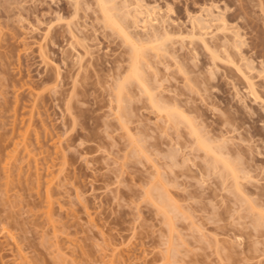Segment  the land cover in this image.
Segmentation results:
<instances>
[{
	"label": "rangeland",
	"instance_id": "obj_1",
	"mask_svg": "<svg viewBox=\"0 0 264 264\" xmlns=\"http://www.w3.org/2000/svg\"><path fill=\"white\" fill-rule=\"evenodd\" d=\"M75 1L0 0V264H264V105L191 36L212 12L200 31L213 47L235 40V62L254 65L262 91L263 0H142L147 13L124 24L149 44L140 64L155 96L136 79L119 95L132 44L105 27L95 0ZM188 120L242 158H230L244 169L240 188L212 167Z\"/></svg>",
	"mask_w": 264,
	"mask_h": 264
},
{
	"label": "bare ground",
	"instance_id": "obj_2",
	"mask_svg": "<svg viewBox=\"0 0 264 264\" xmlns=\"http://www.w3.org/2000/svg\"><path fill=\"white\" fill-rule=\"evenodd\" d=\"M77 1V0H76ZM75 1V2H76ZM88 2H90L89 0H87ZM92 1V0H91ZM141 1L142 0H134V1H132V0H124L123 1V4H122V6L121 7H119L118 6V4H117V6H116V3H114V1H112V0H95V2H96V5H97V7H95V8H98V10L101 12V14H102V18H103V21H104V25H105V27H108V28H110L112 31H114L115 33H117L118 35H120V36H122L123 38H124V40H126L127 42H129L130 44H132L131 45V47H132V55L131 54H129L130 55V57L131 58H129V59H131L132 60V62H131V67H130V71H127V72H129V74H128V76H126L125 77V79L124 78H122L123 79V81L117 86L118 87V91H119V95L120 94H122V91L124 90L125 91V85H124V83L125 84H128L130 81L129 80H132V79H136V81H138L139 82V86L141 85H143V90L145 91V92H149L150 93V90L151 89H149L148 88V86L146 85V82H147V80L145 81L144 79L145 78H143L144 76L143 75H145V71H143L142 72V67H141V64H140V61L141 60H143V61H145L144 59H142V56L146 53L145 52V50H147V49H145L144 51H143V49L146 47V45H149V44H145V47L142 45V47H144V48H141L140 46L141 45H139V46H137L138 44H141V43H137L136 44V40L134 41V36H133V34L128 30V28H127V26H125V24H124V22H125V20H129V19H127V18H130L129 17V15H135V14H142V13H147V11L148 10H144V8H146V7H144V5L143 4H141ZM94 2V3H95ZM148 2V1H147ZM263 2V4H264V0L263 1H261V3ZM79 3V2H78ZM84 3V2H83ZM76 4H77V2H76ZM75 4V7L77 6ZM86 4H87V2H86ZM90 4V3H89ZM89 4H87V5H85V6H89ZM120 4V3H119ZM134 4V5H133ZM145 4V3H144ZM260 4V3H259ZM262 4V5H263ZM143 5V6H142ZM214 5V4H213ZM261 5V4H260ZM94 6V5H93ZM215 6H217V5H215ZM264 6V5H263ZM144 7V8H143ZM208 7V6H207ZM211 7V6H210ZM226 7V6H225ZM91 8V7H90ZM261 8V7H260ZM263 8V7H262ZM87 9H89V8H87ZM149 9H150V7H149ZM208 9L209 10H211L210 8H207L206 10L208 11ZM116 10H119V11H116ZM132 10H133V14H132ZM218 10H220V9H218ZM264 10V9H263ZM77 9H76V11H75V13L74 14H77ZM146 11V12H145ZM201 11V10H200ZM256 11V10H255ZM152 12V11H151ZM210 11H208V14H210L209 16L210 17H204V16H197L196 17V21H193V22H195L194 24H193V29H194V31H193V33L191 34V36H197L196 38L197 39H199V41L201 42V44L203 45V47L209 52V55H210V59H211V61H212V64L215 66V67H217L218 66V64H219V62H222V63H224V64H226L227 66H235L234 68H236L235 69V71L237 70V75L239 74L240 76V78L239 77H237V79L236 80H238V78L240 79L239 81H243V83L244 84H242L241 82H239V84H242V85H245V87H246V89H247V91H248V93L250 94V95H248V96H251V98L253 99L254 98V100H259V101H261L262 102V104L264 105V95H263V92H264V90H262V91H260L257 87V81L255 82L254 81V78H255V75H253V72H252V70L255 68L254 67V65H252V63L250 62V63H244L243 65L242 64H240V62H241V60H240V62L237 64L236 62H235V59H234V57H233V52H235L236 50L237 51H239V47H241L240 45H238L237 44V42H235V40H234V43L232 44V46L231 47H229L228 45H226V44H224V45H217L216 43H215V45H214V47L209 43V41L207 40V38L205 37V33L204 32H202V31H200V30H202V29H204V28H206L205 27V25H206V23L208 24V22L209 23H211L212 21H215V19L213 18V19H211L212 18V16H214L215 17V15L212 13V12H210ZM59 13V12H58ZM56 14H57V11H56ZM150 13L148 12V14H147V19H149V21L150 22H153V21H151V20H153V19H151V17H149L150 15H149ZM198 14V13H197ZM207 14V15H208ZM218 14H220V13H218ZM224 14V13H223ZM57 15H59V14H57ZM61 15H62V13H61ZM87 15V14H86ZM89 15V14H88ZM166 15V14H165ZM212 15V16H211ZM63 16V15H62ZM141 17H142V15H140ZM194 16H196V15H194ZM97 17V16H96ZM132 17H135V16H132ZM217 17H219V16H217ZM70 19H71V17H69ZM87 18V17H86ZM145 18V17H144ZM153 18V17H152ZM168 18V17H167ZM209 18V19H208ZM216 18V17H215ZM61 19V17L59 16V20ZM65 19V18H64ZM136 19V18H135ZM151 19V20H150ZM160 19V18H159ZM223 20L221 21V24H219V25H217V29L219 30V28H220V30L221 29H227L228 28V26H227V22H226V20H224V18H222ZM68 20V19H67ZM72 20V19H71ZM88 20V19H87ZM133 20V19H132ZM144 20V19H143ZM158 20V19H157ZM219 20H221V18H219ZM95 21H96V19H95ZM137 21V20H136ZM190 21H191V19H190ZM71 22V21H70ZM126 22H128V21H126ZM134 22V21H133ZM139 22H142V21H139ZM139 22H137L136 24H138ZM144 22V21H143ZM149 22V23H150ZM156 22V21H155ZM59 23V22H58ZM61 23H62V21H61ZM65 23V22H64ZM76 23V22H75ZM99 23V22H98ZM147 23H148V21H147ZM154 23V22H153ZM131 24V23H130ZM154 24H156V23H154ZM159 24V23H158ZM215 24V23H214ZM216 24H218V23H216ZM229 24V23H228ZM58 25H60V24H58ZM57 25V26H58ZM72 25V24H71ZM87 25H89V24H87ZM91 25V24H90ZM126 25H128V24H126ZM135 25V24H134ZM151 25V24H150ZM153 25V24H152ZM53 26V25H52ZM149 26V25H148ZM67 27H68V30L70 31V33H72L73 34V29L70 27V23H68L67 24ZM67 27H66V29H67ZM85 27V26H84ZM133 27V26H132ZM140 27V26H139ZM152 27H154V26H152ZM156 27V26H155ZM215 27V26H214ZM129 28L131 29V27L129 26ZM138 28V27H137ZM158 28V27H157ZM160 28V27H159ZM213 28V27H212ZM51 29V25L50 26H48L47 27V32L49 33V30ZM65 29V28H64ZM63 29V30H64ZM76 29V28H75ZM83 29H85V28H83ZM136 29V28H135ZM140 29V28H139ZM145 29V31L146 30H148L146 27L144 28ZM156 29V28H155ZM197 29V30H196ZM54 30V29H53ZM81 30V29H80ZM79 30V31H80ZM153 30V29H152ZM195 30H196V32H198V33H196L195 32ZM205 30H207V29H205ZM209 30V29H208ZM222 30V31H223ZM231 30V29H230ZM52 31V30H51ZM67 31V30H66ZM68 31V32H69ZM90 31V30H89ZM136 31H138V30H136ZM156 31H159V29L158 30H156ZM190 31V30H189ZM210 31V30H209ZM227 31V30H226ZM81 32H82V30H81ZM80 32V33H81ZM84 32V31H83ZM160 32V31H159ZM159 32H157V33H159ZM186 32V31H185ZM192 32V31H191ZM216 32V31H215ZM218 32H221V31H218ZM225 32V31H224ZM231 32V31H230ZM60 33V30L57 32V34H59ZM69 33V34H70ZM134 33V32H133ZM174 33H175V31H174ZM178 34V33H177ZM188 34V33H187ZM209 34H213V33H209ZM227 35H228V33H226ZM238 34H240V33H238ZM238 34H236V36H238L239 37V35ZM45 35H46V33H45ZM67 35V34H66ZM81 35V34H80ZM106 35V34H105ZM156 35V34H155ZM162 35V34H161ZM169 35V33L167 32V34H166V37H168V39H170V36H168ZM49 36V35H48ZM56 36V35H55ZM74 36V35H73ZM119 36V37H120ZM179 36V35H178ZM185 36V35H184ZM222 36V35H221ZM53 37H54V35H53ZM77 37V36H76ZM145 37V36H144ZM147 37V36H146ZM149 37V36H148ZM157 38H154V39H152V40H154L155 41V43H156V40L155 39H157L158 40V36H156ZM44 38V37H43ZM42 38V39H43ZM47 38V37H46ZM49 38V37H48ZM75 38V37H74ZM84 38V37H83ZM176 38V37H175ZM180 38H182V37H180ZM180 38H178V39H180ZM223 38V37H222ZM89 39V38H88ZM92 39V38H91ZM140 39V38H139ZM151 39V38H150ZM177 39V40H178ZM223 39H226L227 41H229L230 40V38L229 37H225V38H223ZM223 39H221V40H223ZM236 39V38H235ZM239 39V38H238ZM46 40H48V39H46ZM69 40H72L71 38L69 39ZM68 40V41H69ZM93 40V39H92ZM143 40V39H142ZM141 40V41H142ZM151 40V43H152V45H154L153 43V41ZM160 40H162V39H159V43H157L156 45L157 46H159V45H163V43L164 42H166L165 40H167V38H164L163 39V42L161 41L160 42ZM183 40V39H182ZM193 40V39H192ZM84 41V40H83ZM86 41V40H85ZM90 41V40H89ZM148 41H150L149 39H148ZM148 41H145V43L146 42H148ZM180 41V40H179ZM190 41H191V39H190ZM198 41V42H199ZM218 40H216V42H217ZM70 42V41H69ZM68 42V43H69ZM73 42V41H72ZM72 42H70V45H73L74 46V44H71ZM112 42V41H111ZM127 42H125V43H127ZM195 42V41H194ZM78 44H79V42H77ZM86 43V42H85ZM84 43V44H85ZM92 43V42H91ZM161 43V44H160ZM167 43V42H166ZM191 43H192V41H191ZM214 43V42H213ZM227 43H229V42H227ZM242 43V42H241ZM240 43V44H241ZM124 44V43H123ZM142 44H144V43H142ZM151 45V44H150ZM155 45V46H156ZM183 45V44H182ZM68 46V45H67ZM72 46V47H73ZM155 46H153L154 48H155ZM166 46V45H165ZM219 46H220V49L222 50V51H219ZM43 46L41 45V48H42ZM45 47H46V45H45ZM77 47V46H76ZM191 47H192V45H191ZM47 48V47H46ZM81 48V47H80ZM91 48V47H90ZM149 48H151V47H149ZM161 48V47H160ZM160 48L158 49L157 48V50H160ZM163 48H165L164 47V45L162 46V49ZM42 49H44V48H42ZM156 49V48H155ZM169 49V48H168ZM167 49V50H168ZM179 49V48H178ZM48 50V49H47ZM163 50H166V49H163ZM43 51V50H42ZM46 51V50H45ZM72 51V50H71ZM80 51V50H79ZM90 51H92V50H90ZM174 51H176V50H174ZM236 51V52H237ZM241 51V50H240ZM88 51H86V53H87ZM149 52V51H148ZM170 52H172V51H170ZM178 52V51H177ZM194 52H195V50H194ZM235 52V53H236ZM77 53V52H76ZM86 53H85V55H86ZM128 53V52H127ZM155 53V52H154ZM153 53V54H154ZM160 53H161V51H160ZM166 53H169L168 51H166ZM180 53V52H179ZM91 54V53H90ZM156 54V53H155ZM162 55H163V53H161ZM170 55H172L173 54V52L172 53H169ZM169 54H166V55H169ZM178 54V53H177ZM192 54H195V53H192ZM191 54V55H192ZM78 55H83V54H79L78 53ZM157 55V54H156ZM176 55V54H175ZM175 55H173L174 57H175ZM178 55H180V54H178ZM48 56V55H47ZM46 56V57H47ZM153 56H155V55H153ZM195 56V55H194ZM198 56V55H197ZM237 56H239V53H238V55ZM44 57H45V53H44ZM76 57V56H75ZM85 57V56H84ZM144 57H145V55H144ZM152 57V56H151ZM157 57V56H156ZM164 56H162V58H163ZM181 58H182V56H180ZM48 58V57H47ZM80 58V57H79ZM83 58V57H82ZM81 58V60H83ZM120 58V57H119ZM157 58H159L160 59V57L158 56ZM243 57H241V59H242ZM70 59V58H69ZM78 59V58H77ZM122 59V58H121ZM169 59V58H168ZM178 58H176L175 60H177ZM246 59V58H245ZM249 59V58H248ZM166 60V59H165ZM164 60V61H165ZM130 61V60H129ZM146 61H148V59H146ZM182 61V60H181ZM262 61V60H261ZM74 62H76V61H74ZM118 62H120V61H118ZM158 62V61H157ZM160 63V62H159ZM175 63H177V62H175ZM178 63H180V62H178ZM185 63V62H184ZM209 63H211V62H209ZM77 64H79L78 62H77ZM76 64V65H77ZM158 64V63H157ZM181 64V63H180ZM180 64H178V65H180ZM183 64V63H182ZM195 64V63H194ZM263 64V63H262ZM186 65V64H185ZM260 65V64H259ZM116 66V65H115ZM121 66V65H120ZM150 67H152L151 65H149ZM157 66H159V65H157ZM193 66V65H192ZM192 66H190V67H192ZM214 66H212V67H214ZM230 66V67H231ZM60 67V66H59ZM143 67H145V66H143ZM181 67V66H180ZM186 67V66H185ZM224 67V66H223ZM145 68H147V67H145ZM165 68V67H164ZM168 68L170 69V67L168 66ZM178 68V67H177ZM186 68H188L187 70H190V68L189 67H186ZM263 68V67H262ZM55 69V68H54ZM156 69V68H155ZM168 69V71H170ZM195 70V69H194ZM219 70V69H218ZM55 71V70H54ZM60 71V70H59ZM58 71V72H59ZM81 71V70H80ZM157 71H158V69H157ZM258 71H264V69H259ZM79 72V71H78ZM119 72V71H118ZM172 72V71H171ZM183 72V71H182ZM188 72H190V71H188ZM257 72V71H256ZM62 73V72H61ZM60 73V74H61ZM144 73V74H143ZM148 73V72H147ZM155 73H159V72H155ZM174 73V72H173ZM124 74H127V73H124ZM175 74H177V73H175ZM182 74H184V73H182ZM193 74V73H192ZM264 75L263 73H259V78L262 76V75ZM79 75V74H78ZM168 75V74H167ZM203 75V74H202ZM235 75V74H234ZM150 76H151V73H150ZM160 76V75H159ZM186 75H184V77H185ZM60 77V76H59ZM76 77V76H75ZM149 77V76H148ZM155 77H156V75H155ZM166 77V76H165ZM187 77V76H186ZM188 77L190 78V76L188 75ZM225 77V76H224ZM264 77V76H263ZM78 78V77H77ZM158 77H156L155 79H157ZM177 78V77H176ZM196 78L197 77H195L194 78V80H196ZM236 78V77H235ZM55 79V78H54ZM264 79V78H263ZM149 80V79H148ZM166 80V79H165ZM186 80H188V79H186ZM78 81V80H77ZM76 81V82H77ZM158 81V80H157ZM232 81V80H231ZM262 81V80H261ZM113 82V81H112ZM170 82V81H169ZM188 82L190 83V81L188 80ZM237 82V81H236ZM194 83V82H193ZM193 83L192 84H189L188 86H191V85H193ZM233 83V87L235 86L236 88H237V86L236 85H238L237 83H234V82H232ZM153 84V83H152ZM162 84V83H161ZM262 85H263V87H264V83H262ZM156 86H157V84H156ZM174 86V85H173ZM74 87H75V85H74ZM192 87H194V86H192ZM205 87V86H204ZM203 87V88H204ZM127 88V87H126ZM142 88V87H141ZM158 89H159V86L157 87ZM174 88V87H173ZM186 88V87H185ZM205 88H207V87H205ZM236 88H235V90H236ZM239 88V87H238ZM260 88V87H259ZM157 89V90H158ZM196 89H197V87H196ZM211 89V88H210ZM261 89H263V88H261ZM122 90V91H121ZM156 89L154 90V92L156 93V91H157ZM170 90V89H169ZM152 91V90H151ZM192 91V90H191ZM116 92H117V90H116ZM121 92V93H120ZM128 92V91H127ZM140 92V91H139ZM172 92V91H171ZM171 92H169V93H171ZM194 92V91H193ZM196 93H197V91H195ZM238 92V91H237ZM177 93V92H176ZM175 93V94H176ZM198 93H200L199 91H198ZM141 94H142V92H141ZM148 94V93H147ZM151 94V93H150ZM237 94H239V92L237 93ZM119 95H117L118 97H119ZM123 95V94H122ZM120 96V99L122 100L123 98H121V97H123V96ZM149 95V94H148ZM154 96H155V94H153ZM152 94L150 95V96H153ZM127 96V95H126ZM141 96V95H140ZM207 96V95H206ZM253 96V97H252ZM244 97V96H243ZM246 97V96H245ZM127 98V97H126ZM129 98V97H128ZM171 98V97H170ZM237 98H239V97H237ZM132 99V98H131ZM157 99L158 98H155V100L154 101H157ZM242 99V98H241ZM244 99V98H243ZM160 100V99H159ZM128 101V100H127ZM173 101V100H172ZM246 101V100H245ZM258 101V103H260ZM159 102V101H158ZM174 102V101H173ZM121 103V102H120ZM161 104V103H160ZM159 103H157L156 102V105L159 107V108H161V109H163L162 108V106L163 105H160ZM162 104H164V103H162ZM243 104V103H242ZM261 104V103H260ZM122 105H124V104H122ZM133 105V104H132ZM176 105V104H175ZM263 105H261V106H263ZM120 105H118V107H119ZM153 106H155V105H153ZM152 106V107H153ZM171 107V106H170ZM169 107V108H170ZM122 108V107H121ZM154 108H156V107H154ZM178 108V107H177ZM176 108V109H177ZM264 108V107H263ZM118 110H121V109H118ZM160 110V109H159ZM180 110V109H179ZM123 111V110H122ZM132 112V111H131ZM130 112V113H131ZM182 112H184V111H182L181 110V112L180 113H182ZM120 113V112H119ZM175 113H176V116L179 118L180 117V119L179 120H181L182 119V114H177V112L176 111H170V112H168V114H169V116L168 117H170L168 120H172V119H174V118H177V117H175ZM120 115V114H119ZM161 115V114H160ZM159 115V116H160ZM166 115V114H165ZM224 115V114H223ZM122 116V115H121ZM121 116H119V117H121ZM162 116V115H161ZM185 116H186V112H185ZM124 117V116H123ZM130 118V117H129ZM162 118V117H161ZM177 118V119H178ZM121 119V118H120ZM164 119V118H163ZM177 119H174L173 121H175V120H177ZM244 119V118H243ZM167 120V119H166ZM183 120V119H182ZM227 120V119H226ZM123 121V120H122ZM240 122V121H239ZM122 123V122H121ZM164 123H166V122H164ZM177 123H179V122H177ZM228 123V122H227ZM123 124V123H122ZM188 126H190V128H191V133L193 134V136L195 135V137H196V142H197V144H198V146H199V148H201V149H203L204 151H205V153L206 154H211L212 155V159L210 160L211 162H212V167L214 168V169H218L219 171V174H222L224 177L225 176H230V177H232L233 178V181H234V186L237 188V187H241V185H243L240 181L241 180H239V179H242L243 177H241L240 176V172L242 171V172H244V169L243 170H239L238 169V167H236V165H235V162H232V160H230V158L231 159H233V160H236V159H238L239 157H237L236 158V156L235 157H233L232 155V157H230V158H228V155H230V153H231V151H229V149L226 151V149H224L223 147H224V145H222L221 146V144L220 143H218V145L216 146V145H213L214 143H212L211 142V140H212V138H211V140H210V138H208V136L207 135H201V133H200V130L197 128V125H195L196 126V128H195V126H193V121L191 120H188ZM237 124V123H236ZM124 125H127V124H124ZM123 125V126H124ZM170 125V124H169ZM233 125H234V123H233ZM181 126V125H180ZM231 126V125H230ZM229 126V127H230ZM222 127H224V126H222ZM126 128V127H125ZM165 128V127H164ZM171 128V127H170ZM172 128H174V126L172 127ZM126 129H128V128H126ZM227 131V130H226ZM232 131V130H231ZM179 135V134H178ZM233 135V134H232ZM131 136V135H130ZM133 136V135H132ZM181 136V135H180ZM179 136V137H180ZM205 136H207V137H205ZM228 136H230V135H228ZM234 136V135H233ZM133 137H135V136H133ZM139 137V136H138ZM223 137V136H222ZM214 138V137H213ZM224 138H227V137H224ZM223 138V139H224ZM242 139H243V137H241ZM218 139V138H217ZM173 140V139H172ZM222 140V139H221ZM230 140V139H229ZM232 140V139H231ZM137 141V140H136ZM183 141V140H182ZM215 141V140H214ZM131 142V141H130ZM216 142V141H215ZM223 142V141H222ZM133 143H135V142H133ZM136 145V144H135ZM138 145V144H137ZM140 146V145H139ZM179 146V145H178ZM230 146V145H229ZM251 146V145H250ZM138 147V146H137ZM180 147V146H179ZM187 147H189V146H187ZM142 148V147H141ZM186 148V147H185ZM191 148V147H190ZM135 149V148H134ZM180 149V148H179ZM234 149V148H233ZM168 150H170V149H168ZM134 151V150H133ZM133 151H131V152H133ZM235 151V150H234ZM184 152V151H183ZM236 152V151H235ZM238 152V151H237ZM234 153V152H233ZM239 153V152H238ZM238 153H235V154H237V155H239ZM240 153H242V152H240ZM226 154H228V155H226ZM226 156V157H225ZM186 157V156H185ZM188 158V157H187ZM241 158V157H240ZM239 158V159H240ZM242 159V158H241ZM240 159V160H241ZM186 160V159H185ZM171 162H172V160H171ZM243 163V162H242ZM241 163V164H242ZM252 163V162H251ZM246 164V163H245ZM237 165H239V163L237 164ZM250 165V164H249ZM167 167H169V166H167ZM240 168H242V167H240ZM245 168V167H244ZM247 168V167H246ZM263 168V167H262ZM179 169H181V168H179ZM183 169V168H182ZM171 170V169H170ZM246 170V172L245 173H248L247 172V169H245ZM243 174V173H242ZM244 175V174H243ZM246 175V174H245ZM252 174H250V176H251ZM249 176V175H248ZM247 176V177H248ZM252 177V176H251ZM162 178V177H161ZM175 178H177V177H175ZM226 178V177H225ZM228 179V178H227ZM249 179V178H248ZM160 181V180H159ZM226 181V180H225ZM251 181H253V180H251ZM161 182V181H160ZM226 183V182H225ZM229 183V182H228ZM154 185V184H153ZM158 184L156 183V186H157ZM225 185V184H224ZM245 185H248V184H245L244 183V188L246 187ZM158 186H160V185H158ZM157 186V187H158ZM161 187V186H160ZM158 188V189H161V188ZM153 188V187H152ZM155 188V187H154ZM154 188H153V190H154ZM239 188L237 189V190H239ZM259 188V187H258ZM156 189V188H155ZM158 189H156V190H158ZM163 189V188H162ZM242 189V188H241ZM246 189V188H245ZM148 191H150V189H148ZM263 191V190H262ZM156 192H158L159 193V191H156ZM239 192V191H238ZM242 192V191H241ZM155 193V192H154ZM157 193V195H159ZM247 193V192H246ZM150 194V193H149ZM245 195V194H244ZM260 195H262V194H260ZM158 197V196H157ZM244 197H246V196H244ZM249 198V197H248ZM257 198H259V197H257ZM257 198H255V199H257ZM160 199V198H159ZM247 200H250V199H247ZM263 201H264V199H262ZM254 201H256V200H254ZM258 201V200H257ZM256 201V202H257ZM153 202H154V199H153ZM259 202H261L262 204H264V202H262V201H259ZM154 203H156V202H154ZM174 203V202H173ZM244 203V202H243ZM252 203V202H251ZM175 204V203H174ZM260 204V203H259ZM262 204H260V205H262ZM258 205V204H257ZM252 206H254L253 204H252ZM254 208V207H253ZM157 209H159V208H157ZM163 209V208H162ZM256 209V208H255ZM178 210H180V209H178ZM254 210V209H253ZM175 211V210H174ZM262 211H263V209H262ZM264 213V212H263ZM171 214V213H170ZM259 214H261V213H259ZM167 215H169V214H167ZM260 216H262V217H259V218H261V220L262 219H264V214H261ZM253 217V216H252ZM257 222H258V219H257ZM261 222V221H260ZM262 223V222H261ZM254 224V223H253ZM260 224V223H259ZM258 224V225H259ZM263 225V224H262ZM254 226V225H253ZM260 228V227H259ZM262 230V229H261ZM263 231V230H262ZM217 238V237H216ZM232 248V247H231ZM219 252V251H218ZM229 252V251H228ZM227 253V252H226ZM224 254V255H227V254ZM220 254V253H219Z\"/></svg>",
	"mask_w": 264,
	"mask_h": 264
}]
</instances>
